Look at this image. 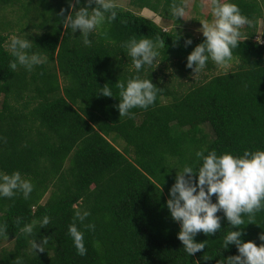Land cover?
<instances>
[{"label": "trees", "instance_id": "obj_1", "mask_svg": "<svg viewBox=\"0 0 264 264\" xmlns=\"http://www.w3.org/2000/svg\"><path fill=\"white\" fill-rule=\"evenodd\" d=\"M37 1L35 16L40 21L24 39L31 40L27 51L40 55L41 64L31 71L18 64L12 71L9 64L15 57L7 48L8 35L0 32V174L19 171L34 185L28 199L22 194L11 199L0 196V225H7L0 242L13 240L0 264H219L239 255L235 245L225 248L223 243L232 230L243 232V242L264 244L259 239L264 208L255 214L254 223L247 224L244 216L246 225L239 229L232 228L219 211L221 229L215 235L199 233L194 239L206 241V247L189 256L177 238L181 226L166 206L177 172L186 165L194 172L202 166L198 151L242 156L246 150H264V42L253 39L263 2L224 1L238 5L241 14L253 21L241 30L239 46L233 49L238 67L206 74L181 91L163 84L152 65L138 72L124 45L133 38L155 42L159 36L165 44L158 49V60L176 61L179 75L189 76L193 70L186 67L187 57L204 42L203 35L164 30L152 19L118 6L116 19L91 32V43L85 45L82 33L65 29L56 15L62 8L68 9L65 16L72 11L69 0ZM129 2L162 19L173 18V3H183ZM82 6L87 0H81L76 10ZM31 11L24 6V14ZM187 39L192 44L185 47ZM212 67L209 59L204 69ZM137 76L157 86L156 101L147 109H132L133 118L120 117L116 83L126 85ZM105 84L114 97L100 95ZM202 122L211 128L212 139ZM118 140L123 142L121 148L116 146ZM76 209L90 213L83 224L76 221L84 233L85 256L77 253L68 231ZM44 216L50 223L41 228ZM34 221L31 235L20 231ZM86 224H94L95 230ZM43 237L49 241L45 251L36 252L31 242L39 243Z\"/></svg>", "mask_w": 264, "mask_h": 264}, {"label": "clouds", "instance_id": "obj_2", "mask_svg": "<svg viewBox=\"0 0 264 264\" xmlns=\"http://www.w3.org/2000/svg\"><path fill=\"white\" fill-rule=\"evenodd\" d=\"M81 0H69L72 9L67 16L68 9L62 8L56 15L65 29L70 28L73 33L79 30L82 33L85 45H90L89 34L103 25L106 21L112 22L117 17L118 5L114 0H87V6L76 10ZM93 4L95 7H92ZM211 22L201 21L203 27L199 29L206 38L203 43L197 45L187 57L186 67L193 70L197 76L206 67L209 59L217 66L226 67L233 59V49L239 46L241 41V29L244 26L251 27L253 21L241 14L240 8L235 3L211 0ZM186 3L171 5V15L176 19L185 17ZM107 35V33H104ZM165 44L159 36L155 42L151 39L135 38L129 40L124 47L128 49V55L132 58L135 69L139 72L145 65H153L159 58V48ZM192 44L191 39L185 41V47ZM11 54L15 59L10 62L12 71L17 69L18 64L31 71L33 66L43 62L38 54L29 55L32 47L29 39L12 37L10 42ZM116 87L120 90V103L118 108L120 117L133 118L131 112L134 108L147 109L153 105L157 98L158 88L152 80L141 79L137 76L129 79L127 84L119 81ZM100 95L114 97L111 88L107 84L101 88ZM196 156L203 161L198 171L194 172L190 166H185L177 172L175 183L172 185L167 208L171 218L178 222L181 229L178 239L182 242L184 250L189 256L201 252L206 247V241L197 243L195 237L203 232L206 235H215L221 229V217L217 215L223 211L232 228L239 229L246 225L244 216L248 217L249 223H254L255 214L264 208V150L255 152L246 150L242 156H234L230 153L218 155L215 150L207 155L204 151H198ZM198 176V182H197ZM34 190L30 180L24 179L19 171L8 174H0V196L13 198L22 194L28 199ZM215 196L217 202L213 203ZM74 209L76 208L73 205ZM90 213L86 210L76 209L73 223L69 226L71 236L77 253L80 256L87 254L84 242V233L77 227L76 221L84 223ZM20 218L16 224L19 225ZM37 222L27 224L20 229L22 233L31 235ZM50 217L44 216L39 221L40 227H47ZM85 228L95 230L94 224H86ZM7 234V225H0V236ZM242 231H230L223 243L225 248L235 245L239 255L229 256L226 260H220L219 264H264V244L257 246L254 241L243 242ZM264 241V232L259 235ZM48 238L43 237L38 243L33 240L32 248L37 252H44Z\"/></svg>", "mask_w": 264, "mask_h": 264}, {"label": "rangeland", "instance_id": "obj_3", "mask_svg": "<svg viewBox=\"0 0 264 264\" xmlns=\"http://www.w3.org/2000/svg\"><path fill=\"white\" fill-rule=\"evenodd\" d=\"M130 0H114V2L123 9H130L135 14L142 15L144 17H148L159 24L164 30H181L182 32H190L194 36L203 35L202 31H199L203 27L201 21H209L212 20L211 15V0H181L183 3L187 4L186 15L185 17H179L171 19H162L156 13L151 11L148 8L138 9L133 7ZM225 0H222L224 2ZM262 4L263 16L258 19V27L256 30V34L253 37L254 40H258L260 42H264V27H263V17H264V0H259ZM24 6H29L31 8V13L24 14ZM40 8V5L37 0H10L9 2H1L0 1V32L8 35L7 39V48L10 49L9 45L12 37L22 38L30 32L34 33L36 30L32 28L33 25L38 24L40 18H37L35 14H38L37 8ZM243 29V28H242ZM241 29V30H242ZM93 32H97V29ZM158 74L161 77L162 83L165 85H174L176 89H180L184 91L188 88V86L192 83H195L201 79H204L206 74H219V73H227L235 70L238 67V60L232 59L231 62L226 67L217 66L213 62V67L210 70L203 69L201 72L195 76L192 72L180 76L178 73V65H176V61L171 63L163 64L159 60H157L152 65ZM207 76V75H206ZM59 82L62 84L63 79L59 77ZM139 121V119L137 120ZM203 131L207 133L210 139L213 138V132L206 122H202ZM117 147L121 148L123 144L122 141L118 140L115 142ZM132 153H130L131 155ZM52 188H50L45 196L43 201L49 195ZM13 247L12 239H5L0 242V258L2 255L11 250Z\"/></svg>", "mask_w": 264, "mask_h": 264}]
</instances>
